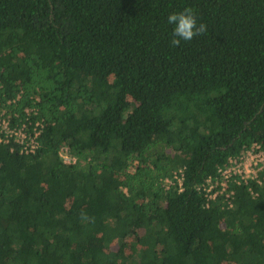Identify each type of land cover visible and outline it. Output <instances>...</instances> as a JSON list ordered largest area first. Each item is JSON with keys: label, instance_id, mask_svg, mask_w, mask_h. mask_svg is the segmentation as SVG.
Masks as SVG:
<instances>
[{"label": "trees", "instance_id": "obj_1", "mask_svg": "<svg viewBox=\"0 0 264 264\" xmlns=\"http://www.w3.org/2000/svg\"><path fill=\"white\" fill-rule=\"evenodd\" d=\"M185 8L207 31L173 47ZM0 82L46 125L0 146V264H264V178L197 190L264 147V0H0Z\"/></svg>", "mask_w": 264, "mask_h": 264}, {"label": "built area", "instance_id": "obj_2", "mask_svg": "<svg viewBox=\"0 0 264 264\" xmlns=\"http://www.w3.org/2000/svg\"><path fill=\"white\" fill-rule=\"evenodd\" d=\"M4 87L0 82V146L8 147L11 152L31 156L40 149V137L46 128L44 119H38L40 98H34V105L23 106V89L14 99H2ZM60 157L65 165H75L77 158L70 155L68 148L60 150ZM180 191L183 190V170L174 173ZM264 178V147L253 143L237 156L230 157L227 165L220 168L216 176L208 177L199 185L205 198L215 200L219 196L233 199L236 186H246L252 195H257L254 186L262 184ZM166 189L175 184L170 178L164 181ZM231 205V202H230Z\"/></svg>", "mask_w": 264, "mask_h": 264}, {"label": "clouds", "instance_id": "obj_3", "mask_svg": "<svg viewBox=\"0 0 264 264\" xmlns=\"http://www.w3.org/2000/svg\"><path fill=\"white\" fill-rule=\"evenodd\" d=\"M167 23L173 26L170 40L173 47H179L182 41L190 42L207 31V25L198 23L192 8L170 13L167 17Z\"/></svg>", "mask_w": 264, "mask_h": 264}, {"label": "rangeland", "instance_id": "obj_4", "mask_svg": "<svg viewBox=\"0 0 264 264\" xmlns=\"http://www.w3.org/2000/svg\"><path fill=\"white\" fill-rule=\"evenodd\" d=\"M113 248H115V249H116V247H113Z\"/></svg>", "mask_w": 264, "mask_h": 264}]
</instances>
